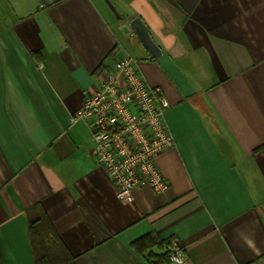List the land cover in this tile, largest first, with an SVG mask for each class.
Here are the masks:
<instances>
[{
    "label": "crops",
    "instance_id": "crops-1",
    "mask_svg": "<svg viewBox=\"0 0 264 264\" xmlns=\"http://www.w3.org/2000/svg\"><path fill=\"white\" fill-rule=\"evenodd\" d=\"M128 55L168 97L175 143L158 157L169 190L143 182L123 204L71 115ZM40 212L74 264H150L166 249L149 235L183 247L181 264H264V0H0V264H35Z\"/></svg>",
    "mask_w": 264,
    "mask_h": 264
},
{
    "label": "built area",
    "instance_id": "built-area-1",
    "mask_svg": "<svg viewBox=\"0 0 264 264\" xmlns=\"http://www.w3.org/2000/svg\"><path fill=\"white\" fill-rule=\"evenodd\" d=\"M140 63L130 55L118 60L71 115L72 123L90 122L93 154L114 182L123 204L134 200V191L143 182L156 193H165L170 187L158 157L175 143L165 120L171 104L160 89L149 85ZM39 66L43 68L41 62ZM170 259L172 264L183 263L185 249L173 243Z\"/></svg>",
    "mask_w": 264,
    "mask_h": 264
},
{
    "label": "trees",
    "instance_id": "trees-1",
    "mask_svg": "<svg viewBox=\"0 0 264 264\" xmlns=\"http://www.w3.org/2000/svg\"><path fill=\"white\" fill-rule=\"evenodd\" d=\"M30 233L35 245V264H74V257L67 251L63 243L58 240L44 212H40L38 217L30 223ZM145 240L148 242L147 247L149 250L151 247L166 249L160 255L149 251L147 259L150 264H171L169 250L171 241L160 242L152 235L146 237Z\"/></svg>",
    "mask_w": 264,
    "mask_h": 264
},
{
    "label": "water",
    "instance_id": "water-1",
    "mask_svg": "<svg viewBox=\"0 0 264 264\" xmlns=\"http://www.w3.org/2000/svg\"><path fill=\"white\" fill-rule=\"evenodd\" d=\"M129 25L135 30L145 49L167 72L184 96H194L196 94L195 87L192 85L181 67L170 56V54L164 52L162 48L155 42L149 27L143 21V19L140 16H136L130 21ZM125 29L127 30L128 28L126 27Z\"/></svg>",
    "mask_w": 264,
    "mask_h": 264
}]
</instances>
